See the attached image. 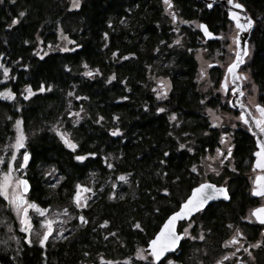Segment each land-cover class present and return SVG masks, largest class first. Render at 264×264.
Masks as SVG:
<instances>
[{"label": "trees", "instance_id": "trees-1", "mask_svg": "<svg viewBox=\"0 0 264 264\" xmlns=\"http://www.w3.org/2000/svg\"><path fill=\"white\" fill-rule=\"evenodd\" d=\"M171 1L177 18L188 22L180 25V48L171 46L176 21L164 13L163 0H80L76 8L68 0H0V65L9 70L4 80L0 68V94L7 86L13 93L12 100L0 95V144L19 118L29 154L24 173L29 199L41 207H68L75 227L43 245L29 243L0 196V264H84L100 255H130L203 180L193 166L218 146L220 130L210 126L205 113L216 103L197 88L191 50L202 40L209 50L218 47L230 20L220 5ZM237 1L253 19L249 54L240 70L264 106V0ZM193 21L222 37L205 40ZM59 28L72 44L65 51L37 50V38L44 47L56 41ZM154 66L170 80L162 99L152 89ZM70 107L82 111L77 121L68 116ZM56 127L68 133L75 148L64 143ZM253 150L252 135L237 128L230 153L234 169L222 175L229 199L209 204L199 217L210 229L208 237L217 240L195 242L196 247L219 253L225 224L242 219L245 208L258 203L249 196L246 175ZM120 175L129 186L112 197L110 181ZM77 184L94 190L92 201L80 210L72 200ZM78 217L84 218L81 224ZM192 245L182 242L187 254Z\"/></svg>", "mask_w": 264, "mask_h": 264}, {"label": "rangeland", "instance_id": "rangeland-1", "mask_svg": "<svg viewBox=\"0 0 264 264\" xmlns=\"http://www.w3.org/2000/svg\"><path fill=\"white\" fill-rule=\"evenodd\" d=\"M70 3V6L72 8L75 0H68ZM80 3V0H79ZM163 11L171 21L173 19L174 11L172 9H168L165 2H163ZM176 25L174 27V35L171 42V46L173 48H180L183 46V38L181 34L180 25L182 23H188L181 18H177ZM192 25L199 28V23L196 21L190 22ZM237 29L233 26L232 22L228 24V30L225 34H223V40H221L220 45L216 48H213L212 50H209L208 46L205 45L206 42L204 40L201 41V45L196 46L194 49L191 50L193 53V56L195 57L197 61V75H196V83L198 90L204 95L205 100H208L212 98L214 102L216 103V106L214 107H205V113L207 115V118L209 120V124L212 128H217L220 130L219 132V143L218 146L212 151L208 152L205 155H203L200 160L194 165L196 167V171L201 174L202 181L208 180V178L213 179H222L221 183H226V177H222L224 169H234V158L229 155V148L231 149L233 147V133L234 131L239 128L243 127L246 129V126L242 123V121L239 119V115L236 111L233 110V108L230 107L229 101L231 97V88L233 87L232 84L229 82V77L226 75L227 66L229 63H231L233 57H234V44L232 41V37L235 36V32ZM220 35V34H219ZM57 38L54 42H48L46 46L43 47L41 44V41L39 38H37V50L45 52L47 50L53 51V50H61V49H67L71 44L72 40L68 36V34L63 31V29L59 28L57 30L56 34ZM222 35H220V38ZM178 41V43H174ZM230 46L232 47V50H230ZM171 62V61H170ZM161 63V62H159ZM158 64V63H157ZM2 76L4 80H7V76L9 75V70L7 75H5L3 68H6L4 65H2ZM154 73L152 74V89L154 91L155 96L158 98L157 93L161 92V85H165V88L163 91H167L170 89V80L167 76L160 73L158 67L154 66ZM220 72V75L217 73ZM203 72V75L201 73ZM239 74L242 73L239 69ZM156 74V75H155ZM247 76V75H246ZM224 81L227 84V88L222 89L221 88V82ZM249 79L246 81H241L242 85V91L245 93L242 96V102L245 104L253 113H255V116L258 117L259 113L255 110L254 105L259 104L257 102V89L256 86L253 89V85H248ZM5 90L10 91L9 87L4 88L1 92L4 93ZM11 92V91H10ZM2 96V95H1ZM3 97V96H2ZM164 95H161L159 99H162ZM4 98V97H3ZM6 99V98H4ZM81 110L79 109H69L68 116L74 121H77L79 119V116L81 114ZM173 115L171 114L170 117ZM20 121V132L24 136V147L13 149V145L16 142L17 139V128H16V121ZM170 121H174V119H170ZM12 135L7 140L6 143L0 144V173H6L8 171V165L7 160H11L13 171L11 173L13 178H21L22 176H25V165L24 163V152H27L25 150L26 146V135L24 134V131L22 129L21 120L19 118L14 119L12 124ZM56 131L60 134H64L65 137L68 136V133L65 131H61L59 127H56ZM61 136V135H60ZM224 137V143H221V137ZM217 149H219V152H217ZM13 151H15V158H13ZM257 151V149L253 150L251 152V159L249 160V165L246 170V175L248 178V193L249 196H257L253 194V188L256 187L254 184V180L257 175H263L264 171L258 168H254L253 165L256 161V156L254 153ZM227 157V159H225ZM223 161V163H221ZM24 163V167L21 168L20 164ZM53 171V169H52ZM54 172V171H53ZM123 176V175H120ZM118 176V177H120ZM224 178V180H223ZM113 189L111 190V196L115 197L118 194H120L122 186L128 184V179L122 181L120 179L112 180L110 181ZM84 188L91 189V191L83 192V198L79 201V203L83 206L77 207V202L73 200V204L75 208L78 210L82 209L83 207H86L93 199L94 190L91 187H88L86 185H83ZM11 187L9 188V199L11 198ZM3 197V196H2ZM259 201L258 203L251 208V210L248 212V214L244 217V219L248 220H258L255 216H253L251 213L254 209L259 208L261 206H264V195L258 196ZM4 198V197H3ZM5 199V198H4ZM25 201L27 203H34L29 199V197L26 195L24 196ZM7 206L9 207L10 211L13 213L16 221L18 222L19 227L22 230V227H27L26 225H21L20 223V215H18L17 211L14 210L13 206L9 203L8 199H5ZM27 203L23 205V207H27ZM40 209H47V212H45L43 215H41L39 212H37L35 209H28L27 212V219L31 224V227H27V231H23L25 239L27 242H37L40 244L41 238L44 237L45 231H47L46 225L44 221H52V230L48 234V237L44 240V242L49 238H57V237H63L65 236L66 232L74 230V225L72 223L73 219V213L68 209V207H61L56 208L54 206H46L41 207L38 205ZM78 224H81L82 221L80 217H78ZM191 224H188L186 229L191 231L193 228V225L189 226ZM200 234L197 235L196 239H200L203 237L202 228H199ZM242 231V228L237 227V225H231L230 228V234L228 238L225 241H229L232 239V237L236 236L237 231ZM189 236V235H188ZM238 236H236L237 238ZM224 241V243H225ZM241 242L236 243H229V244H222V247H224L219 253L216 254V258L214 259V262L216 263L217 260H222L225 263L228 264H238L236 261V257L238 254V248L242 247V250L246 248ZM195 242H193V245ZM192 245V246H193ZM205 248V247H204ZM137 250H140V255L144 256V259H140L137 255ZM208 250H203L199 247H196L194 245L190 249L189 258L191 259V256L194 258H197L199 261V264H202V262H205L201 259V254H207ZM226 258V259H225ZM248 258L250 259L251 256L248 254ZM240 259V257H239ZM152 261L149 251L146 249L145 246H137L132 254L127 255L125 257H116V258H108L103 255H100L98 257V260L95 263L87 262L84 264H107V262H111V264H150ZM169 261L172 262V264H175L172 260L168 259L164 264H169Z\"/></svg>", "mask_w": 264, "mask_h": 264}, {"label": "snow or ice", "instance_id": "snow-or-ice-1", "mask_svg": "<svg viewBox=\"0 0 264 264\" xmlns=\"http://www.w3.org/2000/svg\"><path fill=\"white\" fill-rule=\"evenodd\" d=\"M165 4L168 6V8H171V2L170 0H164ZM228 4H233L234 0H227ZM212 5H209L211 7ZM236 8H242L243 6L239 3H235L234 5ZM73 7H79V0H75ZM21 16H23V13H20ZM229 17L235 22V26L237 29V32L234 37H232L233 44L235 46L234 52H235V59L227 66L226 75H228L233 81H246L248 77L243 74H236V69L245 62V57L248 56L249 50L247 42H244L243 46H241V32H246L253 26V21L250 18L246 19V22H241L239 14L234 13L231 10L228 13ZM175 14H173V20H175ZM17 20L13 19L12 24H16ZM199 27L204 31L205 36H212V33L207 31V28L205 25L201 24ZM178 43V41L174 42ZM79 47V45H77ZM230 50H232V47L230 46ZM61 51H65V49H61ZM113 55H116L113 53ZM3 66L0 65V68ZM87 67V65H85ZM3 71L5 75L8 73L7 68H3ZM85 75L91 76V72H86ZM203 75V72L201 73ZM109 79H112V77H109ZM165 88V85H161V92H158V98L161 95H166V91H163ZM221 88L225 89L227 88V84L222 81L221 82ZM255 86L253 85V89ZM40 91H44V87L42 86ZM231 91L233 93H239L240 96H243L245 93L241 90L240 85L236 84L235 87L231 88ZM4 98L8 100L13 99V93L5 90L4 93L0 94ZM28 95L31 96L33 93L31 90H28ZM71 95V93H69ZM27 99V97H25ZM240 108L244 109L245 105L240 104ZM257 113H259V116L257 118H254L251 122L255 125L257 129V133L261 136V139L257 140V151L254 153L256 156V161L253 165L254 168L261 169L264 171V106H261L260 104L254 105ZM157 111H163V109H157ZM102 119V118H101ZM115 119V117H113ZM170 119H175V116L173 115L170 117ZM241 121H243L245 124L249 123V120L246 119L245 112H241V115L239 117ZM99 122V121H97ZM20 121H16V128H17V139L15 144L13 145V149L23 148L24 147V136L20 132ZM249 131H252L250 128ZM116 132H113L112 135H116ZM58 135H61V139L64 140V143L68 145L69 147L75 148L76 145L72 144L70 140H68L64 134L58 133ZM221 143H224V137H221ZM181 148L184 147L183 144L180 145ZM191 151V149H189ZM217 152H219V149H217ZM229 152H231V149L229 148ZM92 155H95L94 153ZM168 153H165V156H167ZM13 158H15V151H13ZM24 163H26L29 159V154L27 152H24ZM76 160H84L85 157L83 156H76ZM227 159V157H225ZM24 163L20 164V167H24ZM223 163V161H221ZM8 165V171L6 173H0V196H3L5 199L9 200V203L13 206L14 210L17 211L18 215H20V223L21 225H26L27 227H31L30 222L27 219V212L28 209H35L37 212H39L41 215H43L45 212H47V209H40L38 205L35 203H27L24 199V193L28 191V181L24 179L19 178H13L11 173L13 171L12 162L11 160H7ZM108 167H112L111 164L108 165ZM193 172L196 171V167L193 166L192 169ZM118 179L124 181L126 180L125 176H120ZM254 184L256 187L253 188V194L257 196L264 195V175H257ZM11 187V198L9 199V188ZM76 192L74 193L73 199L77 202V207H81L79 201L83 198V192L91 191V189L84 188L82 185L77 184L76 186ZM223 195L224 199H228V194L226 190L223 187L217 188L215 185L209 184V183H202L198 185L197 187L192 188V193L187 197V199L180 204L179 210L173 212L170 216H168L167 220L163 223V225L160 227L159 231L155 234V236L148 242V249L151 251V257L152 260L158 261L161 260V257L164 256V253L168 251L169 249H174L177 246V242L181 239V236H186L188 234L187 229L184 230L182 234H178L176 231V221L178 219L187 218L190 216L193 212L198 211L199 209L203 208L204 205L209 201L214 199L216 196ZM111 198V197H110ZM27 203V207H23ZM253 216H255L262 224H264V206H261L259 208H256L251 213ZM81 221H84L83 217H80ZM47 231L44 233V237L41 238L40 244H44V240L48 237V234L52 230V221H44ZM107 224V221H105V225ZM104 225H102L103 227ZM191 226V225H189ZM27 227H22L23 231H27ZM135 227L139 228V225H135ZM229 227H231L229 225ZM242 234L237 231L236 236H241ZM264 235V233H262ZM236 236L232 237L231 240L225 241L226 244L229 243H236ZM202 239V237H201ZM259 244V242H257ZM257 245H252L251 247H256ZM244 252H248L247 248L243 249ZM137 255L140 259H144L145 257L140 255V250H137ZM226 259V258H225ZM107 264H111V262H107ZM161 264H163V261H161ZM169 264H172L171 261H169ZM217 264H220V261H217Z\"/></svg>", "mask_w": 264, "mask_h": 264}, {"label": "flooded vegetation", "instance_id": "flooded-vegetation-1", "mask_svg": "<svg viewBox=\"0 0 264 264\" xmlns=\"http://www.w3.org/2000/svg\"><path fill=\"white\" fill-rule=\"evenodd\" d=\"M163 2H164V0H163ZM170 2H171L172 7L168 8V6H167V8L172 9L174 11V8H173L174 4L171 0H170ZM214 6H216V5H213L212 7H214ZM175 17L177 19L176 14H175ZM219 38H220V35H219ZM229 155H230V153H229ZM22 177H24V176H22ZM219 184H221V183H219ZM224 184L228 188V185L226 183H224ZM26 195L28 196V193L25 194L24 196H26ZM250 197L254 198L253 200H257V202L259 201V197H254L253 195ZM5 202H6V200H5ZM216 202H218V201H216ZM212 203H214V202H212ZM256 204L248 206L245 208L242 219H240L238 221H228L225 224L226 231H224V233H225L224 236H222L218 239V241H219L218 250L220 252L224 248V247H222V244H225L224 241L228 238V236L230 234V228L231 227H229V225L230 226L231 225H237V227L242 228V231L241 230L239 231L242 235L238 236L236 238V241L241 242L243 244V246L246 245L245 247L248 249V252H244L242 250V247L238 248V254L236 257V259H237L236 261L238 262V264H264V235H262L263 230H264V224H262L259 220L253 221V220L244 219V217L248 214V212L251 210V208L254 207ZM205 208L206 207H204L203 209L198 211L189 220H184V221H181L178 223V225H177V232L178 233L182 234L184 232V230L186 229L188 224L193 225V228L191 229V231L187 230L188 234L186 236L182 235V239L179 242V245L174 252L169 253L168 255L163 257L158 262H154L152 260L150 264H161V261H163V264H164L166 262V260H168V259L175 262V264H199V261L197 258H194L193 256H191V259L189 258V254H187L186 251H184V249L182 247V242L186 240L188 243L189 242H192V243L198 242L201 244L202 243L205 244L204 243L205 241L212 243L213 240H217V239H213L214 237H208V233H210V229H208V228L205 229L203 227L204 223L199 220V217L201 216V214ZM199 228L204 229L203 233H202V235H203L202 239L201 238L196 239L197 235L200 234ZM257 242H259V244H257ZM241 243H240V245H241ZM252 245H257V246L251 247ZM145 247H146V245H145ZM248 254L251 256L250 259L248 258ZM150 256H151V254H150ZM200 256H201V259L203 261H205V262H202V264H217V262L216 263L214 262V259L216 258V254H213L212 252H208L207 254H201ZM239 257H240V259H239ZM151 259H152V257H151ZM217 261H220V264H228L229 263V262L225 263L222 260H217Z\"/></svg>", "mask_w": 264, "mask_h": 264}, {"label": "water", "instance_id": "water-1", "mask_svg": "<svg viewBox=\"0 0 264 264\" xmlns=\"http://www.w3.org/2000/svg\"><path fill=\"white\" fill-rule=\"evenodd\" d=\"M200 1H202V2L205 4V6H206L207 8H211L213 5H221V6L223 7V9L226 11V14H227V18H228V20H230V21L232 22V24H233V26H234L235 28H236V26H235V22H234V21L229 17V15H228V13H229L230 10H231L232 12H234V13H238V14H239V17H240V20H241L242 23H243V22H246V19H247V18H250V19L253 21V19H252L251 16L248 14V12L246 11V9H245V7L243 6V4H241V3H240L239 1H237V0H234V3L231 4V5L228 4L227 0H200ZM235 3H239V4H241L243 7H242V8H236V7L234 6ZM209 5H212V6L209 7ZM201 24H203V25L206 26L205 23H202V22H201L199 25H201ZM206 28H207V31H208V32L212 33V36H208V37H206L204 31L199 27V30H200V32H201V34L203 35V37H204L205 40H216V39L219 38V35H218V34L212 32L211 30H209L207 26H206ZM252 28H253V26H252ZM252 28L249 29V30L246 31V32H241V34H240V35H241V46H243L244 42H247V45H248V38H249V35H250V32H251ZM236 32H237V31H236ZM236 32H235V33H236ZM234 47H235V46H234ZM234 49H235V48H234ZM248 50H249V46H248ZM245 58H246V57H245ZM234 59H235V52H234V57H233L232 61H233ZM232 61H231V62H232ZM229 64H230V63H229ZM242 65H243V64H241V65L235 70V71H236V74H239L238 71H239V69H240V67H241ZM228 77H229V76H228ZM229 82H230V84L233 85V87H235L236 84H239V85H240V88H241V90H242L241 81H233V80L229 77ZM241 98H242V96H240L239 93H233V92L231 91V97H230L229 105H230L231 108H233L234 111H236V112L238 113L239 117H240V115H241V112H245L246 119L249 120V123L245 124L243 121H242V123L246 126V131H247L250 135H252V137H253V139H254L255 149H257V140H258V139H261V136L258 135V134H254V133H257V129H256L255 125L251 122L254 118H257V117L255 116V113H253V112H252V111H251V110H250L245 104H244V105H245V108H244V109H242V108L239 107L240 104H243ZM261 106H262V105H261ZM255 110H256V109H255ZM250 128L252 129V131H249ZM257 150H258V149H257ZM263 175H264V173H263ZM20 179H24V180H27V181H28L27 177H21ZM202 183H209V184L215 185L217 188H219V187H223V188L226 190V192H227V194H228V197H229V191H228V188H227V186H226L224 183L216 184V183H214V182H212V181L205 180V181H201V182H199L198 184H196V185L193 186L192 188L197 187L198 185H200V184H202ZM192 188L190 189V191H189V193L187 194V196H186L182 201H180L178 207H177L175 210H173L168 216H170L173 212L179 210V206H180V204L183 203V202L187 199V197H188L189 195H191V193H192ZM29 191H30V183H29V181H28V191H27L26 193H24V195L27 194ZM254 197H258V196H254ZM228 199H229V198H228ZM228 199L226 200V199H224L223 195H219V196H216L214 199L209 200V201L204 205V207H206L207 205L211 204L212 202H216V201H223V202H225V201H228ZM204 207H203V208H204ZM203 208H201V209H203ZM201 209H199L198 211H200ZM198 211L193 212V213H192L190 216H188L187 218L178 219V220L176 221V231H177V225H178L179 222L184 221V220H189V219H190L192 216H194ZM168 216L164 219V221H163V222L161 223V225L159 226L158 230H157V231L154 233V235L148 240V242H149V241L155 236V234L159 231L160 227L163 225V223L165 222V220H167ZM177 233H178V232H177ZM263 233H264V230H263ZM178 234H181V233H178ZM181 239H182V236H181ZM181 239L177 242V246H176L174 249H169L168 251H166V252L164 253V256H163V257H165L166 255H168L169 253L174 252V251L176 250V248L178 247L179 242L181 241ZM148 242H147V244H146V249H147V250L149 251V253L151 254L150 249H148V247H147ZM163 257H161V259H162ZM158 261H159V260H158ZM158 261H155V262H158Z\"/></svg>", "mask_w": 264, "mask_h": 264}]
</instances>
